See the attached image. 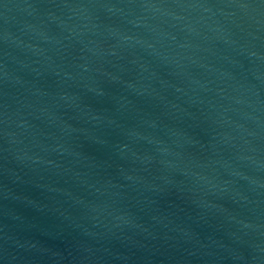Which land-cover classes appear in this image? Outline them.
I'll use <instances>...</instances> for the list:
<instances>
[{
  "label": "water",
  "instance_id": "water-1",
  "mask_svg": "<svg viewBox=\"0 0 264 264\" xmlns=\"http://www.w3.org/2000/svg\"><path fill=\"white\" fill-rule=\"evenodd\" d=\"M0 264H264V0H0Z\"/></svg>",
  "mask_w": 264,
  "mask_h": 264
}]
</instances>
